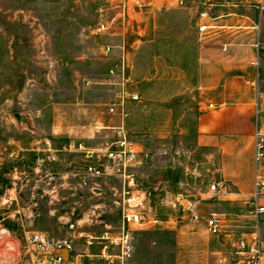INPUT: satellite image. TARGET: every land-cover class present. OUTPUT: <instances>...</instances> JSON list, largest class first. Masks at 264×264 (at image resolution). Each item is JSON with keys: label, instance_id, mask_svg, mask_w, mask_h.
<instances>
[{"label": "rangeland", "instance_id": "374dc122", "mask_svg": "<svg viewBox=\"0 0 264 264\" xmlns=\"http://www.w3.org/2000/svg\"><path fill=\"white\" fill-rule=\"evenodd\" d=\"M106 1L119 2L0 0V264H29L22 240L32 230L69 239L80 251L83 234L98 235L105 225L118 226L114 201L121 181L98 177L80 186L75 172L82 164L81 153L57 150L69 140L94 147L112 137L109 128L93 135L80 129L94 120L106 125L114 122L105 112L106 88L85 84L103 77L110 64L100 46L114 41L88 33L96 21L98 4ZM199 1L178 4L176 0L151 11L143 6L138 13L133 0H125L123 18L116 8L107 11V16L116 15L113 32L122 33L127 43L139 39L133 58L141 77L153 52L169 62L183 59L182 50L192 41L189 24H194L202 6ZM138 29L140 33L143 29L140 37L135 34ZM138 88L141 97L128 106L124 120L129 138L141 143L148 157L131 173L135 187L145 191L157 216L175 217L176 226L133 231V252L123 264H213V251L222 239L207 237L200 227L181 219L177 206L172 205V193L198 199L213 176L216 157L207 148L193 145L194 114L189 102H181L175 94L176 83L140 80ZM151 92L166 99L154 106L153 126L164 129L153 134L144 111ZM182 110L184 116L178 119ZM182 126L184 134L179 133ZM51 170L62 177L56 179L54 191L44 193L51 185L37 181L38 174ZM221 210L239 211L233 204ZM97 250L96 244L88 247L90 254ZM83 264L104 263L85 256Z\"/></svg>", "mask_w": 264, "mask_h": 264}, {"label": "built area", "instance_id": "2783aa9c", "mask_svg": "<svg viewBox=\"0 0 264 264\" xmlns=\"http://www.w3.org/2000/svg\"><path fill=\"white\" fill-rule=\"evenodd\" d=\"M184 0H177L182 4ZM136 7L142 3L136 1ZM117 9L121 17L125 15V0L116 4L106 1L98 4L95 23L88 28L92 35H109L113 33L111 24L114 16H107L109 9ZM264 9V0L259 1V10ZM199 16H207L205 11ZM208 29L206 23H199L197 31L202 35ZM100 52L106 60L112 62L107 67L103 77L94 81L86 80L85 84H96L106 88L110 101L105 105L108 115H118L119 123L109 126L112 137L110 140L94 147H85L81 142L69 140L58 151H74L82 155V164L76 170L75 176L80 186H87L90 178L114 177L122 183L120 193L114 201L119 221L116 229L105 225L98 235L83 234V250H75L73 243L66 238L48 235L45 231L32 230L22 240V249L28 256L29 264H83L85 256H95L104 264H123L133 252L132 232L135 230L173 229L176 218H159L155 208L150 204L144 190L135 187L131 170L148 157V152L135 140L129 138L123 124L124 106L127 102H137L140 99L133 79V64L129 49L123 40L105 43L100 46ZM115 52V53H114ZM208 107L212 105L207 104ZM103 126L97 122L80 126V129L91 135L97 133ZM253 137V173L251 190L247 195L237 200L239 211L230 212L202 211L197 199L188 198L182 192L172 193L173 206L180 211V218L200 227L206 235L222 239L223 248L213 256V264H262L263 244L260 236V221L264 217V119L254 120ZM54 160V156H49ZM42 159H37L40 165ZM38 171V170H37ZM62 175L55 171L38 174V180L45 185H51L44 193L52 192L56 179ZM223 185L210 180L206 190L211 197L222 193ZM96 244V254H90L88 247ZM225 247V248H224ZM64 249L66 256L58 253Z\"/></svg>", "mask_w": 264, "mask_h": 264}, {"label": "crops", "instance_id": "0c3cea01", "mask_svg": "<svg viewBox=\"0 0 264 264\" xmlns=\"http://www.w3.org/2000/svg\"><path fill=\"white\" fill-rule=\"evenodd\" d=\"M136 1L141 2L142 7H148L151 11L152 8L173 4L176 0H133V7L141 13L140 8L134 4ZM259 1H199L202 6L197 11L194 24H189L192 41L185 45L181 53V56L186 54L187 59L169 62L164 55L153 52L149 58L148 69L142 77L136 69L133 58L139 39L135 38L127 43L122 33L113 32L106 35L115 43L123 40L129 49L133 64L134 88L140 97L138 88L140 80L147 84L173 81L177 86L175 94L180 97L181 102L185 99L189 102L194 114L193 145L205 147L215 155L216 164L210 180H215L224 187L222 193L216 197L210 196L206 186L199 192L197 199L199 208L205 212H222L221 207L230 204L239 209L237 200L251 190L254 120L264 119V9L259 10ZM202 11H205L207 16H199ZM126 17L128 18L127 15ZM199 23H206L208 26L207 31L202 35L197 31ZM126 24L129 26L131 23L127 20ZM129 28L133 33L132 27ZM135 34L138 37L142 36L143 29L141 33L138 29ZM147 99L148 103L144 111L148 131L151 134L162 132L163 125L158 129L153 126L156 122L152 115L156 101H161L160 104H163L166 99L162 96L158 97L155 92H151L150 98ZM109 101L108 93V100L104 102V106ZM132 103L125 104V116L128 106ZM208 103L212 106L208 107ZM184 113L182 110L178 119L183 117ZM108 116L114 119L113 124L109 125L119 123L118 115ZM125 116L123 124L128 131L129 125L125 123ZM93 122L102 125V129L109 128V125L104 124L102 120ZM184 132L185 128L182 126L179 133L184 134ZM263 228L264 217L260 221L262 264H264ZM207 237L212 236L207 235ZM219 244V248L213 251L214 254L223 248L222 244Z\"/></svg>", "mask_w": 264, "mask_h": 264}, {"label": "water", "instance_id": "95a60500", "mask_svg": "<svg viewBox=\"0 0 264 264\" xmlns=\"http://www.w3.org/2000/svg\"><path fill=\"white\" fill-rule=\"evenodd\" d=\"M15 117L18 119L19 118V116L16 114L15 115ZM58 253H60V254H62V255H64V256H66V254H67V252L64 250V249H60V250H58Z\"/></svg>", "mask_w": 264, "mask_h": 264}, {"label": "trees", "instance_id": "16d2710c", "mask_svg": "<svg viewBox=\"0 0 264 264\" xmlns=\"http://www.w3.org/2000/svg\"><path fill=\"white\" fill-rule=\"evenodd\" d=\"M186 59H187V55L183 54V60H186Z\"/></svg>", "mask_w": 264, "mask_h": 264}]
</instances>
